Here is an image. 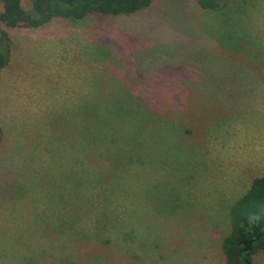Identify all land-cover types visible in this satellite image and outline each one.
Wrapping results in <instances>:
<instances>
[{"label": "rangeland", "instance_id": "374dc122", "mask_svg": "<svg viewBox=\"0 0 264 264\" xmlns=\"http://www.w3.org/2000/svg\"><path fill=\"white\" fill-rule=\"evenodd\" d=\"M0 29V264H223L264 173V0Z\"/></svg>", "mask_w": 264, "mask_h": 264}, {"label": "trees", "instance_id": "16d2710c", "mask_svg": "<svg viewBox=\"0 0 264 264\" xmlns=\"http://www.w3.org/2000/svg\"><path fill=\"white\" fill-rule=\"evenodd\" d=\"M0 0V23L7 28H36L54 18L82 20L88 15H131L147 9L154 0ZM222 0H197L199 9L215 10ZM10 38L0 29V71L9 60ZM223 264H253L264 254V173L229 210L228 232L220 244Z\"/></svg>", "mask_w": 264, "mask_h": 264}]
</instances>
